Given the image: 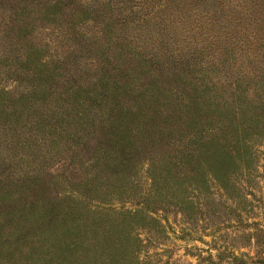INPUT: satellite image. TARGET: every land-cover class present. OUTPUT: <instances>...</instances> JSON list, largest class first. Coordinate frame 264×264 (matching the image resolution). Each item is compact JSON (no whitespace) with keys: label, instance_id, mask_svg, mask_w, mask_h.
Listing matches in <instances>:
<instances>
[{"label":"trees","instance_id":"16d2710c","mask_svg":"<svg viewBox=\"0 0 264 264\" xmlns=\"http://www.w3.org/2000/svg\"><path fill=\"white\" fill-rule=\"evenodd\" d=\"M1 2L4 17L0 15V18L6 22H2L4 28L0 34V61L14 76L11 79L13 85L20 86V89L15 98L9 99L8 89L0 85V138L11 129L16 130L13 125H17L21 117H27L29 109L38 107V104L48 108L49 115L53 116H49L46 122L44 119L39 121L37 126L46 124L53 130L52 135H56L62 123V112L57 110L59 107L56 105H48L51 94L46 91L50 90L52 84L67 81L66 63L61 57L60 60L51 57L45 59L37 53L38 47L27 42L30 36L26 34H30L38 18L55 20L57 16L52 13L65 6L66 2ZM40 2L46 3L43 13H40L42 16H38L39 13L35 15ZM30 3L37 7L29 6ZM130 4L128 14H132L131 18L139 19L144 25L151 22L156 33L179 34L189 47L195 49L197 46L199 52L215 66L224 58H231L232 67L238 72L227 81H221V77L215 75L205 82L207 75L201 72L194 77L192 70L187 75L180 69L178 59L170 57L162 71L163 60L157 61L158 65L154 66L146 62L143 67L140 59H136L134 65L132 53L117 52L112 67L99 74V85L84 86V122L88 128L94 125L84 133V140H103L105 149H90L88 155L93 159L99 156L108 159L104 152H109L108 156L113 153L114 158L106 163L116 178L123 177L129 166V148L137 150L144 147L147 151L149 148L145 158L150 191L141 195L137 209L120 212L107 205L98 206L96 212L90 210V213H84V218L74 216L69 219L75 220L72 225L66 222L65 214L60 219L62 221L57 223L54 208L45 205L48 201H43L42 206L30 202L31 207L40 211V223L25 235L33 239L26 264H127L129 262L123 256L124 247L120 242L122 244L123 238L132 231L122 225H126V221L129 222L138 213L140 218L154 219L149 213L152 209L146 207V197L159 193L167 177L191 179L183 185V189L196 195L209 188V183L213 181L225 187L230 172L228 168L234 164L238 166L240 162L237 160L244 161L246 155L250 157L253 142L262 141L264 145V0H132ZM11 15H14L12 19ZM157 24L160 29L156 30ZM16 40L23 43L17 44ZM22 45L26 50L21 53L19 49ZM10 51L9 58L5 53ZM153 57H156V53H153ZM148 59L144 58L146 61ZM103 60L108 61L106 57ZM122 65L126 68L123 75L109 73L112 68L121 71ZM162 74L165 81L172 82V85L163 86V81L156 78ZM8 77L11 78L10 75ZM116 77L123 79L117 81ZM22 78L27 81L26 85H20ZM45 80L48 82L45 83ZM79 87L67 86L70 91H66L65 95H72ZM56 98L62 99L60 108L65 105L64 111L68 110L65 97L57 93ZM69 108L76 109L73 105H69ZM78 112L76 114L81 117ZM5 116L8 119H4ZM38 118L34 121L38 122ZM65 122L70 123V120L67 118ZM176 129H179L178 132ZM18 135L11 134L10 137ZM31 138L43 139L38 132H34ZM86 140L85 148L88 146ZM92 147L95 148L94 145ZM43 197L45 200L50 198L48 194ZM174 203L187 208L192 201L179 195ZM18 205L14 203L13 209ZM0 207L3 204L0 203ZM0 213L2 216L4 210ZM241 226L246 229H236L239 231L231 235V249L222 244L215 247L217 262L264 264V215L262 219H251L241 223ZM88 234L91 240L82 238L88 237ZM0 236H3L1 232ZM133 237L137 240L135 235ZM242 247L246 250L239 249ZM103 248L109 251L105 257L100 256ZM121 257L124 261L120 260Z\"/></svg>","mask_w":264,"mask_h":264},{"label":"rangeland","instance_id":"374dc122","mask_svg":"<svg viewBox=\"0 0 264 264\" xmlns=\"http://www.w3.org/2000/svg\"><path fill=\"white\" fill-rule=\"evenodd\" d=\"M131 1L65 0V6L52 13L57 16L55 20L38 18L30 34H26L30 36L27 42L38 47L37 53L45 59L62 58L66 63L65 79L68 82L52 84L50 90L46 91L51 94L48 96V105H56L59 107L57 110L62 112V123L56 135H52L53 130L46 124L37 126L39 121L44 119L46 122L49 116H53L49 115L48 108L38 104L37 109H29L27 117H21V121L13 125L16 130L11 129L0 138V195L3 194L0 196V203L3 204L0 211L4 210L2 216L0 213V232L3 235L2 238L0 236V264H26L33 239L25 235L40 223V211L31 207V203L42 206L43 201H48L45 205L54 208L53 215L57 223L62 221L60 219L65 214L68 219L66 222L72 225L75 220L69 219L74 216L84 218V213H90V210L96 212L98 206L107 205L120 212L137 209L141 195L149 193L151 186L145 158L149 148L148 151L144 147H138L137 150L129 148V166L121 178L112 175L114 173L106 163L114 158L113 153L108 156L109 152H104L108 159H101L104 156L93 159L88 155L90 149L104 150L103 140L85 139L88 141L85 148L84 133L94 125L88 128L84 122V86L99 85V74L105 72L107 67H112L117 52L132 53L134 65L135 60L140 59L139 63H143V67L146 62L154 66L158 65L157 61L163 60L162 71L170 57L178 59L180 69L187 75L189 70L193 71L194 77L201 72L207 75L205 82L212 80L215 75H219L221 81H227L238 72L232 67L231 58H224L217 67L199 52L197 46L195 49L189 47L179 34H159L154 32L151 22L144 25L139 19L131 18L132 14H128ZM2 5L1 2L0 15L4 17ZM45 5L40 2L35 15L39 13L38 16H42L40 13H43ZM29 6L37 7L33 3ZM13 17L11 15V19ZM3 21L0 18V34L4 28ZM157 29H160L159 24ZM19 42L23 43L22 40H16L17 44ZM19 50L22 53L26 47L22 45ZM153 53H156L155 58ZM10 55L11 51L5 53L9 58ZM104 57L108 61L105 62ZM144 58L149 59L146 61ZM186 62L193 64L188 65ZM14 64L17 65V62L14 61ZM122 67L119 72L112 68L109 73L123 75L126 68L124 65ZM163 74L156 78L163 81L165 87L172 85V82L165 81ZM13 77L0 61V85L8 89L9 99L15 98L20 89V86L13 85ZM122 79L116 77L117 81ZM246 81L250 82L249 79ZM19 83L26 85L27 81L22 78ZM71 85H79L80 89L72 95H65L66 91H70L67 86ZM57 93L67 100L68 110L64 111L65 105L60 108L62 99L56 98ZM120 94L126 95L125 92ZM69 105L77 110L70 109ZM76 111L80 112L81 117ZM37 118L38 122L34 121ZM67 118L70 123L65 122ZM4 119L8 118L5 116ZM34 132L41 133L43 139L33 140L31 136ZM17 133L18 136L10 137ZM251 149L250 157L246 155L244 161L237 160L240 162L238 166L234 164L228 168L230 172L225 187L213 181L209 183V188L196 195L193 191L183 189V185L191 179L167 177L159 193L146 197V207L152 209L150 212L146 208V211L154 219L140 218L138 213L129 222L126 221V225H122L132 231V234L129 232L123 238L122 244L120 242L124 247L123 256L129 262L127 264H226L217 262L215 247L222 244L231 249V235L239 231L236 229H246L241 223L262 219L264 215V145L262 141L253 142ZM44 194L50 196L49 200H45ZM179 195L192 203L187 204V208L179 207L174 203ZM98 199L102 201L98 202ZM14 203H19L15 209ZM82 238L91 240L90 234ZM239 249L246 250L245 247ZM233 251L237 253L236 249ZM107 254L109 251L106 248L100 252L101 257ZM120 260L124 261L123 257Z\"/></svg>","mask_w":264,"mask_h":264}]
</instances>
